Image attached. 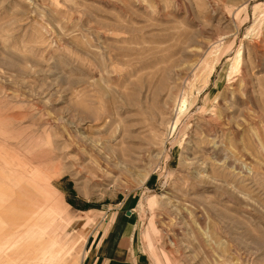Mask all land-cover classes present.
<instances>
[{"label": "rangeland", "instance_id": "1", "mask_svg": "<svg viewBox=\"0 0 264 264\" xmlns=\"http://www.w3.org/2000/svg\"><path fill=\"white\" fill-rule=\"evenodd\" d=\"M119 219L151 264H264V0H0V264Z\"/></svg>", "mask_w": 264, "mask_h": 264}, {"label": "crops", "instance_id": "2", "mask_svg": "<svg viewBox=\"0 0 264 264\" xmlns=\"http://www.w3.org/2000/svg\"><path fill=\"white\" fill-rule=\"evenodd\" d=\"M129 227L127 222L117 220L102 236L97 252L90 260L88 256L85 264H151L144 253L126 243Z\"/></svg>", "mask_w": 264, "mask_h": 264}]
</instances>
